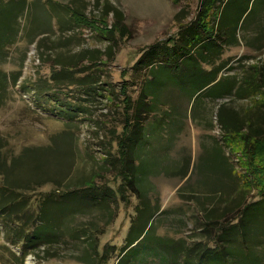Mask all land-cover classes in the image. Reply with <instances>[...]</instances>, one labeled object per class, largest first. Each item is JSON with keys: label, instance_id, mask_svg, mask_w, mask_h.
Returning a JSON list of instances; mask_svg holds the SVG:
<instances>
[{"label": "rangeland", "instance_id": "1", "mask_svg": "<svg viewBox=\"0 0 264 264\" xmlns=\"http://www.w3.org/2000/svg\"><path fill=\"white\" fill-rule=\"evenodd\" d=\"M0 1V7H7L10 0ZM54 1L66 4L68 0ZM263 1L254 0L246 21L249 26L261 20L253 24L260 26L257 33L264 30ZM52 2L26 0L29 6L18 18L16 43L6 48L8 60L1 66L8 86L0 106V150L10 160L27 148L43 149L52 156L63 154L54 161L48 157L47 166L54 162L46 170L50 182L32 184L37 191L29 194L32 209L27 216H31V221L24 223V230L33 224L41 208L38 198L55 189L83 187L85 181L96 176L97 186L120 184L115 169L106 166L105 160L109 151L117 153V145H112L113 131L121 133L124 126L121 82L130 79L129 68L141 50L177 34L178 13H184L183 23H187L197 16L200 7L199 0H82L78 6L72 4L87 16L79 28L70 12L59 13L52 8ZM107 2L125 13L126 24L133 30L131 39L118 41L116 37L118 42L112 43L113 37L107 32L111 31L114 17L110 15L100 22ZM242 4L235 6L237 12ZM237 12L231 14L237 16ZM234 22L231 19L227 27ZM253 28L246 26L244 30L250 39L260 36ZM238 37L241 38L239 31ZM101 53L110 54L103 57V63L98 59ZM222 61L227 67L223 76H235L241 90L239 96L246 98L233 96L193 104L174 97L171 103L173 95L169 93L164 99L168 101L164 110L176 106L175 117L165 123L166 127L154 123L151 135L140 148L147 156L141 161L144 171L151 174L143 182L148 189L146 199L155 206L154 212L159 210L161 214L155 219L154 230L190 245L200 241L215 243L210 242L216 228L207 227V210L218 209V216H224L221 214L228 206L234 209L237 203H244L247 195L241 194V187L250 189L247 201H253L264 184V142L245 141V132L226 135L220 122L221 118H228L229 123L238 122L244 127L252 123L251 130L264 138V43L262 47L250 41L226 47ZM174 92L189 95L183 90ZM209 144L213 145L208 147ZM231 165L238 177L229 176L225 170ZM22 167L26 169L28 164ZM22 167L18 165L11 171L10 180L16 187L27 182L16 176L23 172ZM138 198L128 191L118 202L117 218L101 237V252L106 247L109 250L96 264H117L137 215ZM230 217L231 214L225 218ZM93 218L92 214L78 215L72 222L86 224ZM220 223L213 226L219 227ZM3 235L0 234V264H21L17 257L23 251L11 246ZM181 244L185 247L184 242ZM85 248L82 241L69 239L28 253L23 264H84L79 256ZM259 249L264 250V244ZM143 264L161 263L150 258Z\"/></svg>", "mask_w": 264, "mask_h": 264}, {"label": "trees", "instance_id": "2", "mask_svg": "<svg viewBox=\"0 0 264 264\" xmlns=\"http://www.w3.org/2000/svg\"><path fill=\"white\" fill-rule=\"evenodd\" d=\"M199 1L197 16L183 23L186 16L182 11L178 13L175 18L177 34L141 50L136 63L129 68L130 79L121 82L124 126L121 133L113 131L115 143L112 145H117V153L109 151L105 160L106 166L114 168L115 176L121 179L116 187L109 184L97 186L96 176L90 182L85 181L83 187L55 189L38 198L41 208L35 214L33 224L24 230V223L31 221V216H27L32 209L29 194L37 191L32 188V184L50 182L46 176L50 173L46 170L53 166L54 162L47 166L48 157L54 161L63 154L52 156L46 154L43 149L27 148L10 160L5 156L6 152L0 150V234H4L5 240L11 246L23 251V255L17 257L21 264L28 253H33L42 246L51 247L69 239L80 240L86 246L84 254L79 256L82 263L101 262L109 250L106 247L101 252V237L117 218L118 202L125 198L128 191L138 195L140 205L132 220L125 245L120 250L117 264H143L150 258L161 264H264V250L259 249V246L264 244V184L257 199L253 201H247L251 194L250 189L241 187V194L247 195L244 203H237L233 206L234 209L228 206L224 214H221L224 216H218V209L207 210V224H210L207 227L216 228L213 229L215 233L210 240L215 241L214 245L207 241L190 245L186 240H172L157 234L154 230L155 219L161 214L159 210L154 212L155 206H151L146 199L148 189L144 188L143 182L147 181L151 174L148 175L146 170L144 171L141 161H145L147 156L141 153L140 148L142 142L147 141V137L151 135L154 123L166 127L168 125L165 123L169 124L170 119L175 117L176 106L164 110V105L168 102L164 99L168 94L173 95L170 98L171 103L174 102V91L181 90L184 94H189L191 99L196 97L195 103L202 98L218 100L240 95L237 78L228 75L219 78V74L224 68L221 60L225 48L240 45L242 42L249 43L244 30L252 13L253 0ZM239 3L244 4L241 11L237 12L235 6ZM7 5L0 7V106L8 86V77L1 70V66L8 60L6 48L16 43L18 18L29 6L26 0H10ZM75 6L52 2V8L59 13L70 12L74 24L81 28L87 16ZM253 6L254 3L252 8ZM232 12H237V16L231 14ZM110 15L114 17V22L111 31L107 33L113 37L110 38L112 43L131 39L133 30L126 24L125 13L120 7L107 2L99 21L105 22ZM231 19L235 22L227 27V22ZM258 28L254 27L252 30L260 36L254 41L250 40V43L264 41V30L261 29L257 33ZM238 31L241 33L240 39ZM104 56L110 57V54L101 53L98 58L101 63ZM173 85L176 88H173ZM129 89H132L133 95ZM235 89L238 90V95L234 92ZM242 95L247 96V93ZM244 98L246 97L241 99ZM220 122L226 135L245 132V141L264 142V138L251 130L252 123H247V127H244L238 122L229 123L228 118H221ZM26 163L28 168L25 169L22 166ZM18 165L22 167L23 172L16 176L27 182L16 187L10 177L13 176L11 171ZM38 170H41V177ZM225 170L229 176L238 177L233 165ZM88 214L94 216L91 222H72L78 215ZM230 214L229 220L226 219ZM219 223V227L213 226ZM177 246L179 248H176ZM8 250H11L10 246Z\"/></svg>", "mask_w": 264, "mask_h": 264}, {"label": "crops", "instance_id": "3", "mask_svg": "<svg viewBox=\"0 0 264 264\" xmlns=\"http://www.w3.org/2000/svg\"><path fill=\"white\" fill-rule=\"evenodd\" d=\"M51 1H52V0H51ZM81 1H82V0H68V1L66 2V4H65V3H62V4H64V5H69V4L72 5V4H73V5L78 6L77 4H79ZM257 1H258V0H257ZM263 2H264V1H263ZM53 3L55 4V3H60V2H58V1H54V0H53ZM115 3L118 4L117 2H115ZM253 3H254V0L252 1L251 5H252ZM73 5H72V6H73ZM263 6H264V5H263ZM262 19H263V18H262ZM260 21H261V20L258 19V20L255 21V22H259V23H260ZM246 26H247V27H257L256 25H253V26H252V25H249V26L246 25ZM258 27H260V26H258ZM248 33H249V32H248ZM248 33H247V39H248L249 41H250V40H253V41H254L255 38L252 37L253 39H250V37L248 36ZM255 37H258V35H255ZM254 43L257 44L258 47H262V44L264 43V41H258V42L255 41ZM221 62H223V61L221 60ZM226 68H227V67H224V68H223V70H222L221 73L219 74V78L223 77V72H224V70H225ZM213 85H214V84H213ZM234 92H236V94L238 95V90L235 89ZM168 95H169V94H168ZM175 96H176L177 99H179V100L182 98V99L189 100L190 102L193 101V104H194L195 101H196V97L191 99L190 97H188V96H184V95L182 96L181 94H175ZM175 96H174V97H175ZM166 98H167V97H166ZM237 98H238V99H241L239 96H237ZM201 100H202V101H203V100H208V101H211V102L215 101L213 98H202ZM201 100H200V101H201ZM192 107H193V106H192ZM189 116H191V111L189 112ZM170 121H171V119H170ZM210 145H213V144H209L208 147H209Z\"/></svg>", "mask_w": 264, "mask_h": 264}]
</instances>
